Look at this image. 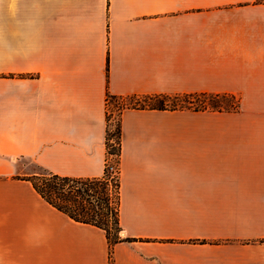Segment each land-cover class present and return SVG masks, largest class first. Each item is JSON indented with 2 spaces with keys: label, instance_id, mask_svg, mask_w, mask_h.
<instances>
[{
  "label": "crops",
  "instance_id": "obj_1",
  "mask_svg": "<svg viewBox=\"0 0 264 264\" xmlns=\"http://www.w3.org/2000/svg\"><path fill=\"white\" fill-rule=\"evenodd\" d=\"M206 91L240 110H123L113 264H264V0H0V264H111L34 165L102 176L108 92Z\"/></svg>",
  "mask_w": 264,
  "mask_h": 264
},
{
  "label": "trees",
  "instance_id": "obj_2",
  "mask_svg": "<svg viewBox=\"0 0 264 264\" xmlns=\"http://www.w3.org/2000/svg\"><path fill=\"white\" fill-rule=\"evenodd\" d=\"M119 97L107 94L106 103V166L102 176L77 177L60 175L46 169L28 177L36 191L52 206L66 213L77 222L98 226L105 230L110 245V263L113 264V248L118 242L134 241L121 235V179L120 157L122 137V113L125 108L156 110H190L194 112H238L239 99L232 93L195 92L183 94H156L143 97ZM147 98L152 103L147 104ZM138 103L128 104L127 100ZM154 99V100H153ZM110 105L117 108L116 121ZM115 156L118 167L110 171L109 157Z\"/></svg>",
  "mask_w": 264,
  "mask_h": 264
},
{
  "label": "rangeland",
  "instance_id": "obj_3",
  "mask_svg": "<svg viewBox=\"0 0 264 264\" xmlns=\"http://www.w3.org/2000/svg\"><path fill=\"white\" fill-rule=\"evenodd\" d=\"M146 97V96H145ZM142 99H143V97H141L139 100H141L142 101ZM154 100V99H153ZM147 104H149V103H152L153 101L152 100H149L148 98H147ZM128 104H135V103H138L137 101H136V99L135 100H127L126 101ZM113 107H112V105H110V109H112ZM117 115V114H116ZM117 117V116H116ZM116 117H114L115 118V121H116ZM113 124H114V122H112V125H111V127L113 128L114 126H113ZM117 159H116V157L115 156H110L109 157V164L110 165H114L115 167H118V164H117V161H116ZM34 169L38 172V174L39 173H41L42 171H43V168H41V167H38V166H36V165H34ZM110 171H112L111 169H110Z\"/></svg>",
  "mask_w": 264,
  "mask_h": 264
},
{
  "label": "built area",
  "instance_id": "obj_4",
  "mask_svg": "<svg viewBox=\"0 0 264 264\" xmlns=\"http://www.w3.org/2000/svg\"><path fill=\"white\" fill-rule=\"evenodd\" d=\"M110 113L113 114L112 122H115V118H114V117H116V114L118 113L117 108H112V109H110ZM110 169H111L112 171H116V167H115L114 165H110Z\"/></svg>",
  "mask_w": 264,
  "mask_h": 264
}]
</instances>
